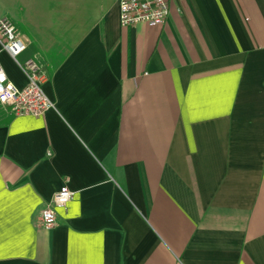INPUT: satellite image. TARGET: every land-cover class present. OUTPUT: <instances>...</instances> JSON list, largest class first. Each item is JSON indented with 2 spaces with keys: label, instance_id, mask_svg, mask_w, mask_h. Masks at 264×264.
<instances>
[{
  "label": "crops",
  "instance_id": "0c3cea01",
  "mask_svg": "<svg viewBox=\"0 0 264 264\" xmlns=\"http://www.w3.org/2000/svg\"><path fill=\"white\" fill-rule=\"evenodd\" d=\"M2 16L54 107L0 105V264H264V0H170L156 27L122 25L116 0Z\"/></svg>",
  "mask_w": 264,
  "mask_h": 264
},
{
  "label": "built area",
  "instance_id": "2783aa9c",
  "mask_svg": "<svg viewBox=\"0 0 264 264\" xmlns=\"http://www.w3.org/2000/svg\"><path fill=\"white\" fill-rule=\"evenodd\" d=\"M170 0H116L118 18L122 25L146 24L150 27L162 25L169 14ZM26 43L18 25L9 17H0V52L6 53L25 77L22 87L9 78L0 60V105L12 115L41 116L54 107L46 95L44 84L47 72L33 58L20 59ZM73 198V191L61 186L49 203L40 212V225L46 229L56 222V208L65 207Z\"/></svg>",
  "mask_w": 264,
  "mask_h": 264
}]
</instances>
